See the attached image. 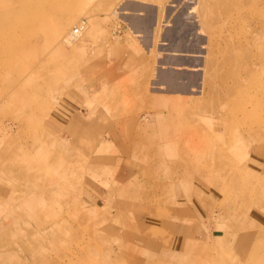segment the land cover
<instances>
[{
    "label": "rangeland",
    "instance_id": "rangeland-1",
    "mask_svg": "<svg viewBox=\"0 0 264 264\" xmlns=\"http://www.w3.org/2000/svg\"><path fill=\"white\" fill-rule=\"evenodd\" d=\"M134 1L15 0L22 24L0 30V264H264V139L247 136L264 118V0H136L160 8L152 46L127 32L130 58L113 62L118 10ZM176 1L195 52L179 57L200 66L159 64L164 7ZM31 31L48 46L16 73L8 57ZM157 69L196 88L164 93ZM75 116H90L84 134Z\"/></svg>",
    "mask_w": 264,
    "mask_h": 264
},
{
    "label": "bare ground",
    "instance_id": "bare-ground-1",
    "mask_svg": "<svg viewBox=\"0 0 264 264\" xmlns=\"http://www.w3.org/2000/svg\"><path fill=\"white\" fill-rule=\"evenodd\" d=\"M1 2H5L7 3L8 5H11L12 8L10 10H4V11H0V30L2 29V27H5L6 29L5 30H10L12 28H14L15 26L17 25H20L22 24V20L20 21V14H19V10H17V6L15 5V0H0V3ZM28 3L30 4V6H28L29 8L33 7V5H35V3H33V0H28ZM44 4V3H43ZM45 5V4H44ZM41 6V4H40ZM42 7V6H41ZM27 8V11L29 12L30 9ZM193 12V11H192ZM190 12V14L192 13ZM41 17L40 18V23L42 24L43 23V20L45 17L44 15H46V11H44L43 13H40ZM20 16V17H19ZM189 18H191L190 16H188ZM135 18V17H134ZM46 19V18H45ZM133 24V28H134V32L138 33V30H136L135 26L137 25V20L135 19L134 22H132ZM78 25V26H77ZM62 21H57L55 22L54 24V27H53V30L56 31V32H59L61 29H62ZM86 27V24H85V21L84 20H80L74 27H73V30L69 31V33L67 35H65V38H63V42L68 46H72L76 41L79 40L80 36L82 35V33L84 32L83 30L85 29ZM141 28V27H140ZM42 32H47V30H44ZM138 37H140L139 34H137ZM27 38H31L30 41L28 42V45L26 48H21V49H13L10 53V56L8 58H11V60H9V69L12 70L14 69L16 73H21L22 70L25 68V65L27 67L28 64L31 65L32 63V60H33V53L34 51L38 50V49H42L44 50L46 46H48V42L44 41L45 43H36L35 40V32L34 31H31L29 33H27L26 35ZM36 43V44H34ZM78 43V42H77ZM76 45V44H75ZM181 48H185V45L183 44V42L181 41H178L177 43L175 44H171L167 47V50H170L171 53L170 54H166V56H163L161 59H160V63L161 64H164V65H168V66H173V67H178V65H181V64H184V65H191L189 63H186L181 57H179L178 55V51L181 50ZM185 50V49H184ZM26 57L28 59H30V63L27 62L26 60ZM257 62L259 64H262V59H260L258 57L257 59ZM181 74H184L182 72H174V71H171V70H162V71H159L157 74H156V80L152 83L154 86H163V88H161L162 90H164L166 93H169V94H172V95H178L180 93H183V92H186V90L188 89V87H191L193 88V86L195 85V80L194 79H190V76H182ZM31 85V84H30ZM30 85H29V88H30ZM138 85V83L136 84ZM138 88V87H137ZM23 91V88L22 87H19L15 90L14 93H12V95H10L8 97V101L10 102H13L14 99H16L17 97L20 99L21 95L20 93ZM20 96V97H19ZM77 119V116L74 117V121H80V120H76ZM84 122V121H82ZM85 124V123H84ZM88 124V123H87ZM86 125V124H85ZM254 126L256 127V131L252 132L251 135H250V132H248V139H250V141H256V139H258L259 137L256 136V132H261L262 135H261V139L263 141L264 139V118L262 117V119H259L257 120L255 123H254ZM86 129H84L83 126H81V129H80V133L85 132ZM256 138V139H254ZM86 139V137H84V140ZM59 140V139H58ZM67 141V140H65ZM63 141V142H65ZM59 142V141H58ZM261 142V141H260ZM61 145V144H60ZM244 154V153H243ZM181 162V161H180ZM179 162V163H180ZM220 161H217L215 164L219 163ZM248 164V163H247ZM174 165V164H173ZM177 165V164H175ZM174 165V166H175ZM215 166V165H214ZM203 166H201V168L199 169V171L202 173V171L204 170V172H207V174H205L203 176V178L207 179L208 177V174L211 170V165L209 166H206V168H202ZM212 169L214 170V167H212ZM227 176L229 177V179H234L236 176H238V171L235 169L233 170V168L229 169L227 171ZM191 177V178H198L200 176V174L197 172V176L193 177L190 173H187L185 177ZM223 176V175H222ZM183 177V178H185ZM171 178H174V176L171 174ZM182 178V179H183ZM180 180L183 181V180ZM200 180V179H199ZM222 179H213L211 181H209L208 183H210V185L212 186V188L214 189V192L216 191H219L220 188H222L221 186V183L219 181H221ZM179 182V183H180ZM249 181H247V186H248V183ZM203 183V184H202ZM202 183H196V184H199V185H195L193 182H192V186H193V190L194 192L198 195V197H200V195H203V194H208L209 193V190L208 188H205V187H201V185H204V182L202 181ZM196 186V187H195ZM200 188H199V187ZM131 187V186H130ZM129 189V188H128ZM232 190L235 191L236 189L234 187H232ZM206 196V195H204ZM234 196V195H233ZM232 196V197H233ZM203 197V196H202ZM236 202H233V207L235 206ZM180 216V215H179ZM177 240H180V237L179 239ZM181 244V242H178L177 241V245L179 246ZM163 255L161 254V257ZM163 259V258H162ZM161 259V260H162ZM165 259V258H164ZM163 259V260H164ZM182 259H184V255H182L180 257V262L182 261Z\"/></svg>",
    "mask_w": 264,
    "mask_h": 264
},
{
    "label": "crops",
    "instance_id": "crops-1",
    "mask_svg": "<svg viewBox=\"0 0 264 264\" xmlns=\"http://www.w3.org/2000/svg\"><path fill=\"white\" fill-rule=\"evenodd\" d=\"M182 7H184V5L180 4L179 1H176V3H172L170 6L164 7L166 15L163 18V20L161 21L160 30L158 32L159 40H158V43L156 45V51L158 52L157 56L159 59H161L163 56H166V54L168 52L170 54L171 51L167 50V47L171 44L173 45V44L177 43L178 41L183 42V44L185 45V48H181V50L178 51L179 56H181L182 54H185L187 56L190 55V57H191L195 54V52L193 50V46H192V44H190V41L192 40V36H191V34L187 33V31H189L190 27L186 24L187 23L191 24V22L189 21V18H187V16L183 15V13H181V11L179 10ZM159 10H160V8L157 5H155V6L149 5V4H145L141 1H136V0L134 2H129V3H126L122 6H120V8L118 10V15L122 21L120 29H121V34H122L121 36H123V37H122V39H120V41L117 44V47L120 49V52L117 49V51L119 52V56H116V53H115V57L114 58L112 57L113 62L115 59H118V57L120 59H125L127 61L130 58V56L127 55L128 50H129V49H127V47L129 46V35L127 34V32H130V34H132L134 37H136V40L138 41V44L141 47L148 49L152 46V39H153L152 35L154 32V29L156 28V26H159V24L157 25V20L159 19L158 17L160 15ZM135 19L137 20V25L135 26V28H136V30H138L137 34H139L141 37H137L136 35H134L132 33V30H134L132 22H134ZM122 49H124V50H122ZM182 59L186 63L191 64V65H186L189 67H197V66L201 65L200 63H198V64L194 63L197 61H193L192 59L191 60L190 59H184V58H182ZM127 61H126V63L123 62L122 65L127 66L126 65ZM159 64L162 66H168V65L161 64L160 61H159ZM181 65H184V64H181ZM181 65H178V66H181ZM112 66H114V64H112ZM169 67H173V66H169ZM123 68L125 69V67H123ZM112 69H113L112 70L113 72L111 75L115 76L116 73H115L114 67ZM160 70L161 69H157V71H160ZM195 86L196 85H194L193 88ZM159 87L163 88V86H159ZM161 88H159V89H161ZM199 88H200V86H199ZM161 91L166 93L162 89H161ZM167 94H169V93H167ZM81 120L84 121L85 123H89V122L91 123L90 116H87V117L83 116L81 118ZM82 121H78V122L72 121L71 123H73V124H71V125H73L74 128L78 126V128L81 129V125H83ZM116 135H117V131L115 132V137H116ZM112 138L115 139L114 137H112ZM110 144H111V141H110Z\"/></svg>",
    "mask_w": 264,
    "mask_h": 264
}]
</instances>
